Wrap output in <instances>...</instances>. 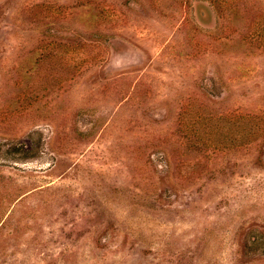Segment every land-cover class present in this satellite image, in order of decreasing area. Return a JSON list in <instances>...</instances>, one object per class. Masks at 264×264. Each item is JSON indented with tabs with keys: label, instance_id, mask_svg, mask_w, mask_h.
Listing matches in <instances>:
<instances>
[{
	"label": "rangeland",
	"instance_id": "obj_1",
	"mask_svg": "<svg viewBox=\"0 0 264 264\" xmlns=\"http://www.w3.org/2000/svg\"><path fill=\"white\" fill-rule=\"evenodd\" d=\"M0 264H264V0H0Z\"/></svg>",
	"mask_w": 264,
	"mask_h": 264
}]
</instances>
